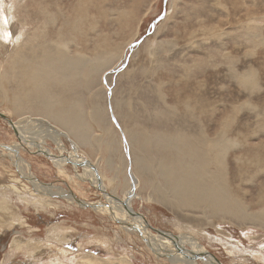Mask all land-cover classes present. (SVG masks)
Returning <instances> with one entry per match:
<instances>
[{
  "label": "rangeland",
  "instance_id": "374dc122",
  "mask_svg": "<svg viewBox=\"0 0 264 264\" xmlns=\"http://www.w3.org/2000/svg\"><path fill=\"white\" fill-rule=\"evenodd\" d=\"M13 6L12 27L22 31V40L37 36L61 43L68 56L86 61L89 69L94 67L90 75L69 80L71 84L64 89H54L61 101L82 105L90 134L87 139L78 144L72 133L67 136L64 129L52 127L61 137L60 147L51 137L45 138L47 125L35 119L26 125L31 137L44 138L53 159L57 154H80L98 168L106 192L116 196L128 188L127 172L132 167L140 179L137 193L142 198L131 204L148 222L152 234L157 230L190 234L223 264H264V0H13ZM164 10V18L153 27ZM20 46H9L8 52L0 47V112L14 119L13 123L18 114L11 105L12 97L19 84L17 79L9 80L12 77L5 69L7 57ZM163 135L186 142L176 138V149L164 147L157 144ZM214 141L219 144L213 149L218 157L207 173H214L219 195L207 199L212 203L203 202L200 209L172 207V195L165 193L166 181L159 173L161 160L174 161L176 151L187 155L185 150L195 148L196 153L181 160L183 165L195 166V154L215 155L210 146ZM0 142H19L13 124L1 116ZM22 146L21 154L39 181L71 190L86 201L105 200L89 179L76 177L82 167L74 169L68 163L64 168L41 144ZM6 152L0 146V200L7 197L8 208H14L20 217L11 223L0 214V264H34L38 260V264H50L53 256L59 257L65 250L68 257L61 256L64 264H170L168 257L156 255L141 232L127 233L118 221L91 206L83 208L43 194L38 203L32 196L6 190L12 175L24 179L20 186H26L28 194L33 192ZM142 160L153 167L144 165V171ZM219 199L222 204L216 203ZM5 208L2 204L0 213ZM53 226L70 232V242L48 241ZM16 236L26 243L15 253L12 243ZM33 239L39 240L32 242L39 252L45 250L36 260L27 256V240ZM103 242H109L113 250ZM179 244L189 248L186 241ZM232 245L235 254L229 252ZM59 263L63 262L53 264Z\"/></svg>",
  "mask_w": 264,
  "mask_h": 264
},
{
  "label": "bare ground",
  "instance_id": "6f19581e",
  "mask_svg": "<svg viewBox=\"0 0 264 264\" xmlns=\"http://www.w3.org/2000/svg\"><path fill=\"white\" fill-rule=\"evenodd\" d=\"M13 9H14L13 0H9V1L0 0V31H1L0 47H2L4 51L8 52L7 48H9V46L18 47L21 45L17 50L13 51V53L11 52L12 55L8 56L6 53V55L8 56L6 60L8 66H7V69H5L6 74L12 77V79H9V80L14 82L17 79L18 84H19V86L17 87V90H15L13 93V97H12L13 103L11 104L13 105V109L16 115L18 114L17 121L14 122L13 126L18 134L19 142L13 145L2 144L0 146L3 147V150L7 151L6 154L10 156V160L13 161V164L17 167L18 171L20 172V176L25 178L27 180V183H30V185L32 186L33 192L31 194H28V190L26 189V186H24L23 188H21L20 186L24 179H21L17 176L13 177L12 175L9 176L10 178L7 181L8 183L6 186V190L8 188L9 191L13 190L17 194L32 196L31 198L36 199L38 203L42 201L41 198H43L42 197V194H43V195L50 196L49 198L53 196L64 198L69 203L79 205L80 207H83V208L85 206H91L92 210L106 213L111 217V219L118 221L122 226H124L127 233H129V231H130L129 234L131 233L138 234V232H141L142 237L148 242L149 246L152 248V250H154L156 255L161 256V257L164 256L166 258L168 257V259L166 260H168L170 264H223L222 262L219 261V259L216 256L212 255V253L209 250L205 249V246L199 244L196 237L194 238L190 234L186 235L182 233L179 235H172L171 233L160 231V230H157L158 232L156 231V233L152 234V232L148 229L149 226L147 227V225H149L147 224L148 222H146V220L143 219L142 215H140L139 213L133 210V207L131 204L133 199L142 198L137 193L140 179L138 178L137 174L134 173L133 171L134 169H132V167H131V170L129 167L128 169L129 171L127 172L128 188L126 190L124 189L125 191L122 196H118V194L116 196L115 195L116 193L114 194V193L106 192L108 189L107 190L105 189V185L103 184L104 182H102V180L105 181V179L103 178L101 180L102 177L100 176V172L98 171L97 167H96L97 169V173H96L95 172L96 169L95 170L92 169V164H90V162H87L84 165H82V163H84L85 160L80 156V154L71 153L70 155H66V156H61L57 154V158L53 159L51 154H54V153L49 148H47L48 146L45 147L44 138L38 139V137L37 138L31 137V135L29 134L30 132L28 131L29 129L27 130L28 127L26 125H29L35 119L37 121L39 120V124L47 125L46 126L47 128L45 129V138L46 136L51 137L55 141V143L57 142V144L60 147H61V142H60L61 137L57 132L52 130V127L53 128L56 127V129L58 128L59 130L60 128L64 129V132L65 134H67V136L68 134L72 133L73 138L75 137L78 144L80 141L83 142L85 139H87V136H89L90 134L88 131L89 128L88 129L86 128L87 124L84 122L86 121L84 120L85 116L82 115V112H83L81 108L82 105L80 104V102L78 103L75 101H69V102L61 101L62 99L59 98L60 96L58 95V92H55L54 89L57 90L59 89V87H62L64 89L67 87V83H69V80L75 79L78 76L86 77L87 75H90V71L93 72L94 67L92 68V65H90V69H89L88 68L89 63H87L86 61H82V59L76 61L74 60V58H71L70 56H68L67 55L68 53L67 54L65 53L66 49L64 51L63 44L61 43H57L53 41L49 43L46 40L42 41L43 38L37 37V36H35L34 38H29L26 41L23 37L24 40H22L21 39L22 31L21 30L15 31L13 30V27H12L13 26L12 21L14 19V16L12 15ZM24 49H27L28 51H30V53L25 54V52L27 51L24 52ZM4 55L5 54H3V56ZM80 66H82V68ZM77 68H78V71H77ZM115 68L116 67H114L113 69L115 70ZM29 113L34 114V116H36L35 114L39 116H36L33 118L29 115ZM96 113H97L96 115H98L97 111ZM101 117L102 115L99 118ZM43 120L48 123L47 124L42 123ZM125 134L126 136L127 135L131 136V134L126 131H125ZM166 137H167L166 135H163L161 139L158 138L157 144L158 145L161 144L163 146L167 144L171 147V149H173L177 145L176 144L177 137L171 138V139H168L167 137L168 140L165 139ZM132 138L133 137L131 136V139ZM144 140L147 142V140H150V138L147 137V138H144ZM178 140H181V138ZM184 140L183 142L185 143L186 141ZM28 142L31 144L43 145L44 146L43 151L47 152L51 159L58 160V164L63 165L64 168H66L68 163L72 164V167L74 169L82 167L83 172L77 173L76 177H78L80 180H85L86 178L89 179L91 181V184H93L94 186L96 185L97 189L103 192V194L102 192L101 194L104 195L105 200L103 198L104 201L102 200L94 201V202H90L89 200L86 201L82 198H78L77 195L71 190H66V189L59 188V187L57 188L55 186H52V184L50 183L44 184V182L39 181L35 173L32 171L30 164L24 159V157L21 154V151L23 149V146H22L23 143H28ZM82 142L81 144H83ZM179 142H177L178 145L181 144V142L180 143ZM217 142L214 141L210 144L212 148L211 152H215V155L211 156L208 154L209 156L207 157L203 154L201 155L195 154V158L192 156V159L194 158L196 160V162L194 161L195 166L192 165L193 163L192 164L185 163V165H183V162L181 163V160L182 158L183 159L186 158L184 156H188V154L192 152L196 153V151L198 150L197 147H196L197 149L196 151H195V148H194V151L191 150V152H189L188 150H185L187 151L186 152L187 155L180 152L181 150L180 151L178 150V152L176 151L177 155L174 156V161L172 160L166 161L165 158L161 160L162 162L160 161L161 162V164H159L160 172L159 171L158 172L161 173V175L165 178V181H166L165 182V190H166L165 193L168 195H172L171 197V200H173L171 201L173 204L172 207L174 206L178 207V206L183 205L186 207H194V209L195 208L200 209L203 207V202L212 203V201H208L207 199L209 198L214 199L216 198L217 195H219L218 194L219 192H217V184H216L217 182H216L214 173L211 175L210 174L208 175L207 173V171L209 170L208 169L209 166L215 165L217 161L218 156L216 155V151H213V149H216V147L219 145V144L217 145ZM184 143L182 144V146L184 145L185 147ZM87 144H88V141H87ZM60 147L58 148V150L60 149ZM63 147L64 146H62V148ZM189 147L187 148L190 149ZM181 149L183 150V147ZM170 152L172 151L170 150ZM62 153L63 152L61 151L60 154ZM199 157H202V158L199 159ZM145 158L144 160H146ZM152 164H154V162H152ZM93 165H95V163ZM144 165H148L147 161L145 163L143 162L142 164L143 168L145 169ZM150 165H148L146 169H149ZM137 166L140 168L139 164ZM152 167L150 166V168ZM146 169L144 171H146ZM62 170H58L59 173ZM210 173H212V171ZM60 175L64 176V174H60ZM78 178H75V179L77 180ZM71 179H73V177L70 175V180ZM35 192L40 193V196L39 195L35 196L34 195L36 194ZM213 201H216V200H213ZM164 202H167V201H164ZM220 202L222 204L221 199H219L218 202L216 203L220 204ZM225 202L229 203L228 200ZM1 203L4 205V207L8 208V205H7L8 198L7 197L5 200H0V207H2ZM214 207H216V205ZM5 209L4 211L2 210V212L0 213L3 215H6L5 218H3V221H6L7 219H9L10 222L11 220L17 221V219L20 217L18 214V211H15L14 208L13 209L8 208L6 211ZM215 212H218V211H215ZM1 221L2 219H0V222ZM10 228L12 227L10 226ZM65 230L67 231V229ZM15 233H17V231H15ZM71 235L72 234L70 232L64 233V228H62L61 226H56V227L53 226V228L49 232L47 240L52 241V239H54L57 242L60 241L62 244H65L67 241L70 242L71 240L70 238L72 237ZM33 241L34 239L27 240V243H28L27 247L29 248H28V251L26 249L24 251H27V256L30 259L36 260L37 258H39V255L43 253L45 250L42 249L39 252L38 251L39 248L35 245H32ZM36 241H39V240H35L34 243ZM56 241H53V242L56 243ZM179 241L188 242L189 248L188 247L180 248ZM25 243H26L25 239L16 236L12 243V249H14L13 252H15V250L20 251L21 250L20 248L22 247V245L25 246ZM103 244L108 249L113 250L109 242L108 243L103 242ZM227 244L229 243H226V246ZM232 246L229 247V252H232L231 254L233 253L235 254L236 247L235 246L232 247ZM59 249L61 250V248ZM67 251L65 250L64 253H60L59 257H57L58 254L56 256H53L52 259L50 260V264L56 263L57 261H62L63 263L61 264H64L65 261L64 259L61 258V256L63 257L64 254H66V256L68 257ZM77 257L78 256H75V258ZM38 261L40 262V260ZM39 262H36V263L38 264ZM43 264H48V263L45 262ZM83 264H86V263L83 262Z\"/></svg>",
  "mask_w": 264,
  "mask_h": 264
},
{
  "label": "water",
  "instance_id": "95a60500",
  "mask_svg": "<svg viewBox=\"0 0 264 264\" xmlns=\"http://www.w3.org/2000/svg\"><path fill=\"white\" fill-rule=\"evenodd\" d=\"M167 1H168V0H164L165 3H166ZM165 14H166V11L164 10V11L162 12V14H161L160 16H158V17L154 20V22L152 23V26L154 27L155 23H157V22H159L160 20H162V19L164 18ZM141 41H142V39H141V40H138V41H136V42H134V43L132 44V47L138 45ZM0 116H1L2 118H4V119L8 120L10 124H13V125H14V123L12 122V120L8 119V117H7L6 115H4V113L0 112ZM85 163H87V162H84V164H85ZM92 169L95 170V168H94L93 166H92Z\"/></svg>",
  "mask_w": 264,
  "mask_h": 264
}]
</instances>
